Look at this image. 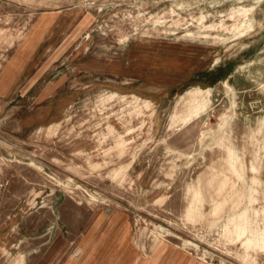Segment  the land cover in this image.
Wrapping results in <instances>:
<instances>
[{
	"label": "rangeland",
	"instance_id": "374dc122",
	"mask_svg": "<svg viewBox=\"0 0 264 264\" xmlns=\"http://www.w3.org/2000/svg\"><path fill=\"white\" fill-rule=\"evenodd\" d=\"M244 211L264 0H0V264H264Z\"/></svg>",
	"mask_w": 264,
	"mask_h": 264
},
{
	"label": "bare ground",
	"instance_id": "6f19581e",
	"mask_svg": "<svg viewBox=\"0 0 264 264\" xmlns=\"http://www.w3.org/2000/svg\"><path fill=\"white\" fill-rule=\"evenodd\" d=\"M200 92L197 91L196 94ZM250 226V216L248 211H244L230 219L229 224L226 226L225 234L234 236L235 241L241 243L244 251L264 250V231L251 229Z\"/></svg>",
	"mask_w": 264,
	"mask_h": 264
},
{
	"label": "crops",
	"instance_id": "0c3cea01",
	"mask_svg": "<svg viewBox=\"0 0 264 264\" xmlns=\"http://www.w3.org/2000/svg\"><path fill=\"white\" fill-rule=\"evenodd\" d=\"M52 253L53 252H51L50 254H48V256H51L52 255ZM47 256V257H48ZM58 256H59V254L57 253L56 254V250L54 251V254L51 256V257H49V258H47V259H43V263L45 264V263H48V264H53L54 263V261H56V259L58 258Z\"/></svg>",
	"mask_w": 264,
	"mask_h": 264
}]
</instances>
